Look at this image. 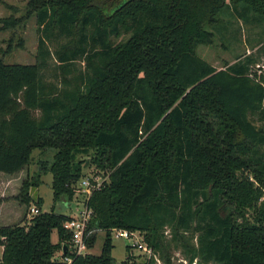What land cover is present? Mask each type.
Listing matches in <instances>:
<instances>
[{"label":"trees","instance_id":"16d2710c","mask_svg":"<svg viewBox=\"0 0 264 264\" xmlns=\"http://www.w3.org/2000/svg\"><path fill=\"white\" fill-rule=\"evenodd\" d=\"M27 6L37 25L35 62L0 60V172L16 173L34 149H52L53 200L70 201L83 175L76 155L93 150L91 162L108 175L86 202V245L96 230L105 237L98 255L72 254L63 227L71 216L52 206L28 225H0V264H114L112 228L142 233L161 264H264V129L253 122L264 116V75L251 70V58L216 69L193 51L212 39L205 25L233 26L224 16L263 34L264 0ZM17 23L0 17V29ZM48 59L58 85L43 76ZM125 250L120 264H139Z\"/></svg>","mask_w":264,"mask_h":264},{"label":"rangeland","instance_id":"374dc122","mask_svg":"<svg viewBox=\"0 0 264 264\" xmlns=\"http://www.w3.org/2000/svg\"><path fill=\"white\" fill-rule=\"evenodd\" d=\"M28 1L0 0V17L14 16L18 20L15 27L0 29V60L4 63L29 64L35 62L38 32L34 14L31 13L28 16ZM223 20V22L230 20L233 26H227L225 30L217 32L213 27L205 25L204 28L212 32V39L208 43H198L193 49L195 55L216 69L224 68L226 64L235 62L236 58L240 60L251 58V70L257 75H264V49L260 45L261 37L264 35L262 26L259 27L252 22L242 23L228 16H224ZM124 38L125 36H120L117 41ZM58 43H49L50 50L57 48ZM47 62L48 66L43 76L47 82L58 85L59 76L55 63L52 59H48ZM77 67L82 68L83 62L77 63ZM253 122L257 127L264 129V116L262 120L253 118ZM53 152L52 149H34L29 164L24 168L13 174L0 172V225H14L20 222L25 225L30 224L35 215L31 213V207H37L39 212H44L49 211L53 206L57 212L77 217L81 208L79 201L82 193L79 184L82 178L85 176L107 178L108 171L98 168L91 162L93 150L78 153L76 160H81L83 175L76 183L74 197L70 201L66 198L54 201L51 174L47 170ZM259 200L264 202V194ZM104 235V231L96 230L93 243L86 246V253L98 255ZM138 236L143 238L142 233ZM51 237L53 241H56L55 231ZM165 239H169L167 230ZM130 242L129 239L112 235L111 256L114 264H120L125 259V246ZM171 252L174 263L182 260L179 249L172 247ZM132 256L137 263L146 261L145 255L138 249L132 250ZM155 260L161 264L156 253Z\"/></svg>","mask_w":264,"mask_h":264},{"label":"built area","instance_id":"2783aa9c","mask_svg":"<svg viewBox=\"0 0 264 264\" xmlns=\"http://www.w3.org/2000/svg\"><path fill=\"white\" fill-rule=\"evenodd\" d=\"M104 180L105 178L100 179L99 176H85L82 178L79 184V189L82 193L81 200L79 201L81 205L79 215L77 217H70L63 224V227L71 235L69 248L71 253L74 255L86 253V239L92 231L91 229H87V224L91 217V213L86 202L92 191L98 190L102 186ZM30 211L33 214L39 213V209L37 207H31ZM138 234L140 233L134 230L122 228L111 229V235H114L115 237L126 238L131 241L130 244H128L131 248V251L138 249L145 255L146 261L140 262L139 264H148L147 261L152 257L155 258V254L152 247L147 245L142 237L139 238ZM63 260L69 263L71 258L64 257Z\"/></svg>","mask_w":264,"mask_h":264},{"label":"crops","instance_id":"0c3cea01","mask_svg":"<svg viewBox=\"0 0 264 264\" xmlns=\"http://www.w3.org/2000/svg\"><path fill=\"white\" fill-rule=\"evenodd\" d=\"M0 252H1V250H0Z\"/></svg>","mask_w":264,"mask_h":264},{"label":"water","instance_id":"95a60500","mask_svg":"<svg viewBox=\"0 0 264 264\" xmlns=\"http://www.w3.org/2000/svg\"><path fill=\"white\" fill-rule=\"evenodd\" d=\"M65 251V250H64Z\"/></svg>","mask_w":264,"mask_h":264}]
</instances>
